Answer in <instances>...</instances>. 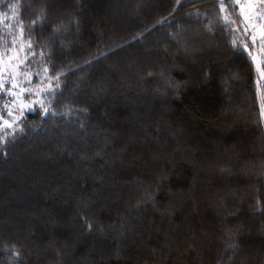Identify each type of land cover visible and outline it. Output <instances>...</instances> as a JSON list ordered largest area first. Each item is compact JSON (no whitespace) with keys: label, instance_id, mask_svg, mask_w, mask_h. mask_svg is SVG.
<instances>
[{"label":"trees","instance_id":"1","mask_svg":"<svg viewBox=\"0 0 264 264\" xmlns=\"http://www.w3.org/2000/svg\"><path fill=\"white\" fill-rule=\"evenodd\" d=\"M0 15L32 104L0 132V264H264V60L234 0Z\"/></svg>","mask_w":264,"mask_h":264},{"label":"rangeland","instance_id":"2","mask_svg":"<svg viewBox=\"0 0 264 264\" xmlns=\"http://www.w3.org/2000/svg\"><path fill=\"white\" fill-rule=\"evenodd\" d=\"M242 22L243 32L252 37H255L256 56L252 55V60L255 67L260 71L259 55L261 54L260 40L264 36V0H234ZM225 16L227 13L224 10ZM226 18L234 25L233 21L226 16ZM5 18L0 15V23L4 24ZM235 27V25H234ZM236 29V28H235ZM237 31V30H236ZM237 39L242 42V35L240 30L237 31ZM253 41V40H252ZM22 60L19 58L16 51H9L0 55V93H4L8 98L7 117H0V132L2 129L9 128L8 124L12 127L17 123L20 114L28 109L32 108V104L26 101L23 97V91L21 83L28 80L30 76L23 73L21 70ZM7 84V87L5 86ZM38 90L41 86H38ZM32 92L33 98L38 99L37 90L29 89ZM9 111L12 113L10 116ZM262 117L264 120V109L262 108ZM4 121H8L5 124Z\"/></svg>","mask_w":264,"mask_h":264},{"label":"snow or ice","instance_id":"3","mask_svg":"<svg viewBox=\"0 0 264 264\" xmlns=\"http://www.w3.org/2000/svg\"><path fill=\"white\" fill-rule=\"evenodd\" d=\"M223 6L221 5V8H222ZM252 40H253V42H255V37L253 36L252 37ZM233 45L235 46L236 44H237V41L236 40H233ZM244 47H246V45L244 46ZM59 78L57 77V80H58ZM41 105L43 106V102H41ZM7 107V106H6ZM261 107L262 108H264V99H262V102H261ZM30 110H32V109H30ZM43 112H44V114L45 115H47L48 114V109L47 108H43ZM10 116L12 115V113L9 111V113H8ZM53 115H55V113H53ZM4 123L5 124H8V121H4ZM8 126H9V128H12V125L11 124H8ZM13 256L14 257H18L19 256V253L17 252V251H15V250H13Z\"/></svg>","mask_w":264,"mask_h":264},{"label":"crops","instance_id":"4","mask_svg":"<svg viewBox=\"0 0 264 264\" xmlns=\"http://www.w3.org/2000/svg\"><path fill=\"white\" fill-rule=\"evenodd\" d=\"M260 47H261V54L263 55V60H264V36L260 40ZM254 56H256V52H255ZM259 60H260V57H259ZM259 63H260V61H259Z\"/></svg>","mask_w":264,"mask_h":264}]
</instances>
